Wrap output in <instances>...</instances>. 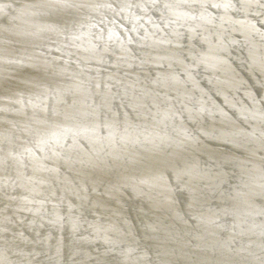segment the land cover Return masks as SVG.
Returning a JSON list of instances; mask_svg holds the SVG:
<instances>
[{
  "label": "snow or ice",
  "instance_id": "snow-or-ice-1",
  "mask_svg": "<svg viewBox=\"0 0 264 264\" xmlns=\"http://www.w3.org/2000/svg\"><path fill=\"white\" fill-rule=\"evenodd\" d=\"M30 7L36 10L34 15L49 17L36 26L38 32L53 33L57 39H49L43 51L0 61L16 66L27 64L40 73L34 79L6 89L9 95L0 107V112L24 117L23 122L6 120L9 128L0 133V237L10 235L16 224H23L27 218L28 231L40 238L36 243L52 247L60 257H63V240L56 236L55 245L51 241L53 233L67 228L77 245H99L102 255L117 258L115 264H128L137 249L125 246L119 239L124 235L123 229L103 213L86 211L89 206L106 208L104 202L94 198L98 195L97 184H86L67 175L77 166L76 175L82 169L97 167L90 155L95 148L85 150L78 141L87 137L93 145L114 142L111 129L115 114L113 120H104L102 126L108 131L104 137L98 133L99 124L73 126L69 122L84 115L98 120L101 112L111 113L114 102L132 93L147 98L160 91H171L177 93L176 98L185 111L197 117L231 120L230 113H235L246 123L259 121L264 125V94L258 96L245 87L246 82L238 77L231 63L233 49H243L249 74L258 73L261 80L257 87L264 86V19H257L264 17V0H37ZM102 9L110 12L111 17L101 13ZM135 10L141 15L137 16ZM93 13H99L100 19L93 22ZM153 16H158L159 23ZM118 17L144 20V24L128 28L118 24ZM146 24H151V29ZM141 28L143 34H139ZM161 46H165L164 55L158 51ZM71 64L79 72H70L67 66ZM105 65L137 71L132 79H128L129 71H125L124 77H117L115 73L101 77ZM201 70L210 74L205 77L209 83L215 80L226 84L240 92L243 101L218 91L216 95L223 100V106L218 104L200 87ZM86 71H95L97 76L80 80L76 85L56 83L57 77L73 79ZM12 80L11 73L0 72V90H5V85ZM92 87L95 92L91 91ZM74 91L99 100L87 105L90 112H81L76 100L66 103L65 97ZM170 112L171 108L165 109L162 119H168ZM139 183L171 191L159 175ZM125 188L142 195L138 186L127 181L109 183L105 193L116 199ZM62 209H66L64 214ZM111 211L117 215L116 210ZM122 222L128 227L127 234L133 235L128 220L123 218ZM45 228L48 230L42 232ZM15 236L23 244L30 242L22 230L17 229ZM81 254L83 259L78 264H88L92 257L86 249L77 248L73 252L74 256Z\"/></svg>",
  "mask_w": 264,
  "mask_h": 264
},
{
  "label": "clouds",
  "instance_id": "clouds-1",
  "mask_svg": "<svg viewBox=\"0 0 264 264\" xmlns=\"http://www.w3.org/2000/svg\"><path fill=\"white\" fill-rule=\"evenodd\" d=\"M231 63L246 82L245 87L258 96L264 94V86L257 87L259 74H249L243 49H233ZM206 76L210 74L200 73L201 80ZM208 85L207 92L214 96L219 91L243 101L241 93L226 84L213 80ZM176 97L177 93L160 91L147 98L132 93L118 99L124 124L119 139L90 153L96 168L82 169L80 175L75 174L79 166L69 171L74 180L96 183L98 195L94 198L104 203L109 183L127 181L138 186L142 193L139 197L152 210V217L141 220L129 214L133 232L129 236L123 219L107 206H89L86 211L103 213L110 222L119 223L124 232L119 239L137 249L128 264H264V137L261 132H249L251 122L246 123L235 113H230L231 120L189 114ZM168 108L169 118L162 119L161 113ZM256 122V127L264 129ZM155 175L164 178L170 192L139 183ZM127 189H122L117 198ZM173 189L189 194L183 210ZM161 210L166 213L167 224L155 215ZM172 231L188 239L181 250L164 261L160 254L142 247L137 235L146 234L144 238L149 239L157 234L169 236ZM36 240L23 244L15 232L0 237V264H63V257L52 247Z\"/></svg>",
  "mask_w": 264,
  "mask_h": 264
},
{
  "label": "bare ground",
  "instance_id": "bare-ground-1",
  "mask_svg": "<svg viewBox=\"0 0 264 264\" xmlns=\"http://www.w3.org/2000/svg\"><path fill=\"white\" fill-rule=\"evenodd\" d=\"M37 0H0V61H2L3 58L13 57L11 55L12 51L17 52L19 55L15 57L25 56L32 54L35 51H43L45 50V45H47L49 39H57V37L50 32H38L37 25L43 24L46 21L49 20V17L46 16H39L34 15L36 12L35 9L31 8L30 6L34 3H36ZM4 5H10L11 7L5 8ZM136 11V15L139 16L141 13H139L138 10ZM101 13H103L106 17H111V13L107 12L106 10H101ZM127 15V14H125ZM153 20H156L157 23H159L158 16H153ZM93 22L100 19L99 13H93L92 14ZM147 17H145V20ZM117 22L119 25H127L128 28H132L133 26L139 27L140 24H144V20H137L133 18H129L127 20L117 18ZM108 27H112L111 25H108ZM145 27H148L151 29V24H146ZM183 31V29H180ZM84 31H87V29H84ZM93 32L97 31L96 29L92 30ZM119 31V29H117ZM139 34H143V28L140 29ZM107 35V30L105 29V36ZM238 39H242V37L237 36ZM170 47V46H169ZM158 51L161 55L165 54V46H161ZM57 55H59L57 53ZM259 55V53H257ZM75 57H73L74 59ZM61 66L62 62H61ZM69 68V71H76L79 72V69L75 64H71L67 66ZM233 69L235 68V65H232ZM104 71L100 73L101 77H107L111 73H115L117 77H124L125 71H129L131 74L128 77V79L134 78L135 71L137 70H128L125 68H121L117 70L116 68H108L106 65L104 66ZM0 72H4L5 74L11 73L13 80L9 81L5 85V90H0V107L4 106L5 99L9 95L6 89L13 88L19 85L20 81L26 80V79H34L36 78L40 73L37 69L32 68L31 66L27 64H22L20 66L16 65H9L0 62ZM203 72V70H201ZM154 75V73H153ZM219 75V73H218ZM97 73L95 71L92 72H84L82 75L69 79L67 77H57L56 83L60 84L61 86H67V85H76L79 83L80 80L88 81L90 77H96ZM141 79H143V75H141ZM200 87L203 88L207 92V88L209 87L207 79L201 80L200 77H198ZM109 84L113 83L114 81H108ZM93 85L95 81H92ZM122 87V84L119 85ZM85 87H88V84H85ZM191 88V86H189ZM92 92H95V88H91ZM112 91H116V88H113ZM209 96L213 100H215L218 104H223V100L221 97L214 96L210 93H208ZM197 95H199L197 93ZM67 104H72L74 100H76L77 108L81 112H90L91 110L87 108L88 104H95L99 97H85L83 95H80L79 92H70L65 97ZM61 107H64V105H61ZM119 113V114H118ZM30 114V113H29ZM113 114H115L114 120H113ZM123 117V111L120 109L118 102L113 103L112 112L111 113H100L99 119H94L92 116H78L76 121H71L69 124L75 125L80 124L81 126H89L91 127L93 124H99L101 127L98 128V133L101 137L108 136V131L105 130V128L102 126L104 123V120L107 118L109 120H113V127L111 129L114 138L119 139L121 134L124 130V124L122 122ZM6 120H17L20 122H23L24 117L22 116H14L12 113H5L0 112V133H5L6 130L9 128V124L5 123ZM256 121H252V126L248 128L249 132H256L259 133L264 129H261L259 127H256ZM131 132V129H130ZM95 139V137H93ZM79 146L85 150H88L90 147L99 148L102 145L108 144V141H101L97 144H92L91 141L87 137H82L79 139ZM69 143H71V140H69ZM62 171H64L62 169ZM67 175L70 178H73L71 173H67ZM157 190H161L159 187H156ZM173 195L175 196L180 209L183 210L184 205L187 204L189 200V194L186 192H180L176 191L175 189L172 190ZM194 195V194H193ZM104 201L106 203V206L110 209H114L117 211V217L119 218H129V214L132 216H136L137 218L143 219H150L152 217V210L148 209L146 206V202H143L141 198L135 194L132 193L130 189H127L124 191V195L116 198L111 199L107 196H105ZM0 206H2V203H0ZM66 209L61 210V214H64ZM141 212H147V215H144ZM9 214H11V209H9ZM158 216L161 220L164 221L165 224L168 223V221L165 219L166 213L161 210L160 212L155 214ZM91 218V217H90ZM27 218H25L23 224H17L16 228L13 229V232H15L17 229L24 231L25 235L28 236V238L32 241H35L37 237L33 232H29L27 227ZM117 226H120L119 223H117ZM48 229H42L41 231H47ZM43 235V233H41ZM137 235L140 237V245L144 248H146L150 252L158 253L160 254L161 261L169 260L170 255H174L176 251L181 250L182 244L185 240L188 239V237H183L182 234L180 236H177L174 231L171 232L169 236H165L163 234H157L156 236L145 239L144 236L146 234L137 233ZM56 236L60 237L63 240V264H75V261L83 259V255L75 256L73 257V252L77 248L86 249L92 259L88 261V264H98V262H101V264H115V261L117 258L112 256H104L102 255L103 249L101 246H90V245H77L74 241V238L70 232L69 229H65L63 232H56L53 233V240L51 241L52 245H55L56 243ZM194 243V242H193ZM126 246V245H125ZM40 249L43 248V245L39 246ZM71 258V259H70Z\"/></svg>",
  "mask_w": 264,
  "mask_h": 264
},
{
  "label": "water",
  "instance_id": "water-1",
  "mask_svg": "<svg viewBox=\"0 0 264 264\" xmlns=\"http://www.w3.org/2000/svg\"><path fill=\"white\" fill-rule=\"evenodd\" d=\"M11 55H13V57H15V56H18L19 54L17 52H15V51H12Z\"/></svg>",
  "mask_w": 264,
  "mask_h": 264
}]
</instances>
